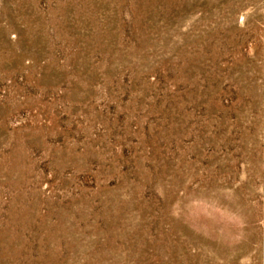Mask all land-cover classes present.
I'll use <instances>...</instances> for the list:
<instances>
[{"label": "rangeland", "instance_id": "374dc122", "mask_svg": "<svg viewBox=\"0 0 264 264\" xmlns=\"http://www.w3.org/2000/svg\"><path fill=\"white\" fill-rule=\"evenodd\" d=\"M0 264H264V0H0Z\"/></svg>", "mask_w": 264, "mask_h": 264}]
</instances>
